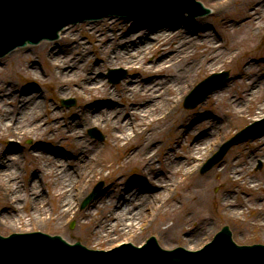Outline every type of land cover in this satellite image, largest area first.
<instances>
[{
    "label": "bare ground",
    "instance_id": "6f19581e",
    "mask_svg": "<svg viewBox=\"0 0 264 264\" xmlns=\"http://www.w3.org/2000/svg\"><path fill=\"white\" fill-rule=\"evenodd\" d=\"M237 1L242 6L245 0ZM259 13H264V0H255L243 21L236 13H225L228 18L222 24L221 41L218 31L212 32L205 25L199 27V33L182 25L175 31L173 28H163V31L141 28L127 36V30L141 20L115 19L100 24L88 22L84 26L94 37L91 49L72 38L62 45V49L47 50V61L53 67L49 76L52 77L55 91L61 97L72 95L77 99L73 109L65 111L60 107V133L63 131L60 150L40 143L33 146L31 151L34 160L40 164V172L35 171L31 181L36 180L38 173H54L49 182L51 187H57L55 191L51 189L60 212L57 222L84 197L85 183L101 162L98 144L89 141L84 130L91 124L102 125L112 144L123 148L120 154L122 166L136 160L144 161V165L140 175L125 179L117 178L113 170L116 182L112 180L107 183L87 207L80 212L74 211L80 221L89 224L94 239L106 242L112 239V232H131L153 211L168 207L173 209L177 202H183L188 214L178 228L188 240L186 248L197 247L203 242L210 234L206 211L210 210L212 204L208 187L212 180L210 175L197 174L198 160L209 146L219 147L218 135L224 130L225 122L221 116L205 119L204 116L190 118L189 115L187 120L186 114L175 112L174 108L179 96L191 88L195 77L216 69V66L235 55L238 44L253 39L249 36L252 33L251 25L260 18H256ZM181 18L178 16L179 20ZM66 28L69 29L68 26ZM195 34L201 36L197 38ZM148 36L153 39H148ZM150 49L155 51V60L146 62L145 56ZM90 50L95 53V58L88 55ZM248 58L241 60L243 68L240 77L246 82L244 87L233 95V84L228 83L212 92L214 103L226 107L235 117L241 115L247 104L250 106L248 114L253 117L264 110V76L251 71L253 62L252 58ZM117 62L126 64L133 76L124 80L119 88L104 86L100 68L104 64ZM139 69L148 73L139 74ZM24 91V94L22 91L12 94L8 87L0 89V133L4 130L17 134L39 127L57 126V110L47 108L52 124H45L38 116L37 109L44 104L42 94ZM14 96L15 105L9 111H16L17 116L8 113V109L1 105V102L14 99ZM254 96L256 101L252 104L250 102ZM207 122L206 130L194 134L198 124ZM170 124L174 127L168 129L164 149L157 154L161 148L158 137ZM187 132L194 134L192 141L182 150H177V145L181 143L180 136ZM63 144H68L69 148L62 147ZM17 147H6L0 153V186L3 188L7 187L4 182L7 180L8 164H13L20 157L13 152L18 150ZM251 163L253 161L246 163L240 152L235 150L212 169L211 175L223 185L221 198L214 199L213 205L222 208L228 216H236L245 207V202L237 199L239 184L248 189L264 187V178L255 180L247 176ZM101 169L99 167L97 172ZM28 190L32 211L28 221L43 220L44 191L38 185ZM12 193L7 199L13 196L18 199L17 194ZM255 199L264 201L260 195H256ZM12 206L0 215L3 224L15 225V218L11 215L17 212V207L13 202ZM257 218L264 228V213H258Z\"/></svg>",
    "mask_w": 264,
    "mask_h": 264
},
{
    "label": "rangeland",
    "instance_id": "374dc122",
    "mask_svg": "<svg viewBox=\"0 0 264 264\" xmlns=\"http://www.w3.org/2000/svg\"><path fill=\"white\" fill-rule=\"evenodd\" d=\"M205 6H210L212 17H196L192 18L188 14H182L179 17L190 18V20H195L197 26L201 27L205 25L206 29L212 30V32L218 31V39L221 41L223 38L222 24L224 19H227L228 16L225 13H236L238 18H241L240 21L245 20V14L249 7L253 6L255 0H245L242 1V6L237 0H228L225 2L216 0H200ZM244 2V3H243ZM218 3V4H217ZM237 10V12H236ZM239 10V11H238ZM239 12V13H238ZM256 22L251 26L252 33L250 37L252 40H246L242 44H238L237 51L235 55L227 58L223 63L216 66V69L209 71L206 74L198 75L193 80V84L189 90L179 96V100L176 103L174 111L181 112L186 114L187 120L190 118H195L200 115L204 116L206 119L210 117L221 116L225 122L224 130L218 135V140L220 143L223 142L226 138L231 136L235 131L243 127L244 125L251 123L254 120L264 117V110L259 116H251L248 114L250 106L247 104L242 110V113L239 117H235L234 113H231L230 110H227L226 107H222L214 103V97L212 92L219 90L221 87L229 84H233L234 92H231L233 95L238 91V89L244 87L246 82L240 77V72L242 71V59L252 58L253 66L251 71L260 76H264V13H259V17ZM104 20H84L81 23L69 24L67 28H64L60 32L58 42H42L44 45H27L26 48H18L12 53L7 54L0 59V89L3 87H8L11 93L22 91L25 93H41V98L44 99L43 106L40 105L37 109L39 118L43 120L45 124L53 123V120L49 118L47 108H52L58 111L57 114V126L50 128H36L30 132H21L17 134L6 133L4 130L0 133V153L2 149L11 147L12 145H18L19 150H14L15 154H19V159L13 164L9 163L7 168L8 172L5 178L7 179L4 183L7 184V187L3 188L0 186V215L3 214L5 210H10L13 208V205H16L17 212L12 213L11 216L15 218V225L3 224L0 220V233L7 235L11 232H29L34 230H42L51 234H60L64 236L67 241L74 242L76 240H82L83 244L91 248H102L109 249L113 246H116L122 242L133 241L134 244H140L149 235H158L160 245L163 248H173L176 246H184L188 240L184 238L183 233L178 226L181 225L184 217L187 216L188 211L186 205L182 202H177L173 209H159L158 211H153L149 216L144 218L141 222L137 223L133 231L128 233L112 232V239L104 241H97L94 239L92 231L89 230L86 222L80 221L79 217L74 214V211L80 212L85 207H87L91 202H89L83 208H80L81 199L72 210L69 211L64 217L56 221V218L60 216L58 211V206L56 200L53 197L51 189L55 191L57 187H51L50 178L54 173H38L35 181H31V176L34 175L35 171L40 170V164L38 161L34 160L31 155L32 147L40 143L46 145L47 147L53 148L55 150H60V135L63 134V131L60 133V107L65 111L73 109L77 104V99L72 95H65L66 97H61L60 93L56 92L52 86L53 81L52 77L49 76V72L53 70V67L49 65L47 61V50L50 48L62 49V45L69 43L72 38L81 41L87 47H90L92 44L93 34L87 31V28L84 27L88 22L90 23H108L112 20L123 21L121 17H103ZM109 20L107 22H104ZM204 28V29H205ZM66 30L67 32H65ZM69 30V31H68ZM64 31V32H63ZM66 33L69 35L63 36ZM197 36V34H195ZM71 37L70 39L68 37ZM201 35H198L199 38ZM148 39H153V37L148 36ZM249 41V42H248ZM248 42V43H247ZM41 43V44H42ZM154 49L148 50V53L145 56L146 62L155 60ZM88 55L96 57L95 53L90 50ZM248 58V59H249ZM246 59V60H248ZM144 66V64H142ZM110 68H122L125 71L124 77L117 83H111L108 79V72ZM220 70H228V78L222 82L217 88L208 94V96L198 103L193 108H185L183 106L184 99L192 87L206 75L217 72ZM139 74H146L148 72L139 69ZM101 75L104 80V86H110L111 88H119L121 83L133 76L130 74L131 70L124 63H110L104 64L100 68ZM232 87V88H233ZM259 96L261 94L259 93ZM14 99L5 100L1 105L4 106V109H8V113L17 116L16 111L10 112L9 110L14 108L15 105V96ZM63 98H73L74 103L69 106H65L61 103ZM255 96L250 103L253 104ZM55 120V121H56ZM209 122L198 124L194 134L200 133L207 129ZM95 126L103 134V140H98L92 137L88 128ZM170 127H174L173 124H170L168 128L162 131V134L158 139H160L159 144H161L159 154L161 150L164 149L165 143L164 139L168 138ZM189 132L185 133L184 136H180V144L177 145V150H182L184 145L192 141V136ZM84 135L89 139V141H95L99 146L98 157L100 159L99 166L96 167V171L90 174L88 180L85 183V194H88L92 186L99 180H102L103 186L99 192H101L107 183L110 181H115L112 175L114 170L117 174L116 177L119 179H125L131 175H140L141 168L144 165V161L136 160L131 162V164H126L125 166L121 165V156L123 148L118 144H112L111 139H108L106 130L102 125H88L84 130ZM262 137V139H258ZM69 148L68 144H63L62 147ZM239 151L241 158L245 160L246 163L253 161L250 165V169L247 172V176L255 180H262L264 178V134H257L253 138H249L245 141H242L238 144L231 146L226 154L222 157L220 161L214 164L209 170L204 173H200V169L204 161L214 152L216 148L213 147L207 148L203 155L198 160V175H210L212 180L209 187V199L211 201V208L207 210L206 213L209 216L208 228L210 234L203 240V242L197 247H191L190 249L201 248L207 241H209L215 232H217L223 225L230 224L235 241L237 243H252V242H261L264 243V228L258 223L259 219L257 218L258 213H264V201L259 202L255 199L256 195H260L261 199L264 198V187L260 186L258 188H245L243 184H239L237 190L239 192L237 199L244 201L245 207L240 211L236 216H228L222 208L213 205V200H220L222 195L223 185L220 184L215 176H212V169L219 162L225 159L231 152ZM261 163V167H258V164ZM101 164L105 165L102 166ZM47 165V164H46ZM47 167V166H46ZM99 167H102L100 172ZM109 171V173H108ZM40 172V171H39ZM263 182H261L262 184ZM38 185L42 191H44L45 200L42 204V208L45 209V213L42 214L43 220H31L28 221L31 216V202L28 198V193L31 186ZM17 188V190H16ZM15 189V190H13ZM14 191L18 196V199L13 196L9 199L7 197L10 193ZM18 191V192H17ZM13 192V193H14ZM12 193V194H13ZM11 194V195H12ZM213 205V206H212ZM58 215V216H57ZM1 218V216H0ZM73 223L72 226L70 224ZM170 227L174 230H170Z\"/></svg>",
    "mask_w": 264,
    "mask_h": 264
},
{
    "label": "water",
    "instance_id": "95a60500",
    "mask_svg": "<svg viewBox=\"0 0 264 264\" xmlns=\"http://www.w3.org/2000/svg\"><path fill=\"white\" fill-rule=\"evenodd\" d=\"M141 7L148 12L164 8L176 12L187 11L190 15L206 11L200 8L195 0H0V55L26 40L38 41L44 37H52L66 23L90 17L98 18L109 13H136ZM207 7L210 9L209 14L196 17H212L211 8ZM170 10L117 17H121L122 20H141L127 30V36L134 34V31H140L141 28H151L152 31L173 28L175 31L182 25L190 28L192 32L199 33V26L195 20L178 19V16L187 14L186 12L175 13ZM58 40L59 37L52 42ZM121 77L122 75H119L111 80L117 82ZM226 77L227 71H223L199 82L192 91L193 95L197 94L196 99L193 102H186L185 105L195 106ZM217 78L214 84H210ZM246 129L226 141L218 152L206 161L202 171L217 162L232 144L249 137L243 134ZM92 131V134L99 135L95 129ZM261 132H264V129ZM255 133L250 135L253 136ZM101 184L94 187L84 203L94 197ZM227 226L235 241L230 224ZM227 226L198 250H188L181 245L173 249H164L157 244L154 237L147 239L141 246L123 243L109 250H97L90 249L79 241L71 244L64 236L50 235L51 233L41 232L42 230L11 233L8 236L0 235V264H264V245L236 244ZM154 236L160 244L158 235Z\"/></svg>",
    "mask_w": 264,
    "mask_h": 264
}]
</instances>
